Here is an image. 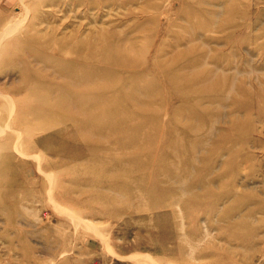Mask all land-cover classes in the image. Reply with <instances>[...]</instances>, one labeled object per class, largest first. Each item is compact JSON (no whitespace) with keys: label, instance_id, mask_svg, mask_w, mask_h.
Masks as SVG:
<instances>
[{"label":"rangeland","instance_id":"obj_1","mask_svg":"<svg viewBox=\"0 0 264 264\" xmlns=\"http://www.w3.org/2000/svg\"><path fill=\"white\" fill-rule=\"evenodd\" d=\"M0 264H264V0H0Z\"/></svg>","mask_w":264,"mask_h":264},{"label":"bare ground","instance_id":"obj_2","mask_svg":"<svg viewBox=\"0 0 264 264\" xmlns=\"http://www.w3.org/2000/svg\"><path fill=\"white\" fill-rule=\"evenodd\" d=\"M92 9V8H91ZM164 25V24H163ZM142 27V26H141ZM141 29V28H140ZM139 32V31H138ZM162 33V32H161ZM103 40H105L103 38ZM100 41V44L97 45V47H94L96 44L89 47H86L85 50H83L82 45L80 44L78 49H72L71 52L75 54L81 53L83 51H86V53L89 51V53L83 57V65L87 67L89 72H94V76L88 77L86 82L87 86L81 87L80 89H68V86L66 88L63 86L61 87L63 92L62 93H68V90H73L71 92L72 96L70 98V101H62L59 104L58 111L61 113H68V106L70 104L71 110H73L74 114L86 115L92 110V104L85 105L80 103L77 104V98L86 97V94L91 93L93 95L92 101L95 102L96 99L100 98L101 96H104L106 91L109 90L107 86H102L101 89H98L96 86H98V77L100 78H118L120 74H126V75H132L140 71L139 69L142 68V64H140L139 58L134 54L133 51H131V47L128 49L122 48L121 46H116L113 49V52L109 50L111 46L110 42L107 41V39L103 42ZM43 41V40H42ZM98 41V40H97ZM2 42V41H1ZM93 44V43H92ZM125 46V45H124ZM127 48V47H126ZM42 49V48H41ZM83 50V51H82ZM153 53V52H152ZM61 54V53H60ZM58 54V55H60ZM73 60V59H72ZM75 61V60H74ZM69 62V61H68ZM77 64V63H76ZM79 65V64H78ZM152 67L154 69V63L152 64ZM80 68V67H79ZM97 78L95 79V77ZM173 82L175 84L178 83H186L185 77L183 76H177L172 78ZM81 78L74 79L72 83L79 84L81 82ZM105 83V82H104ZM103 84V83H102ZM119 91V90H118ZM116 91V92H118ZM109 92V91H108ZM96 93V94H94ZM59 99H64L63 96H59ZM108 109V107H107ZM121 111H124L123 109H120ZM87 118V117H86ZM89 120V119H88ZM89 122V121H88Z\"/></svg>","mask_w":264,"mask_h":264}]
</instances>
